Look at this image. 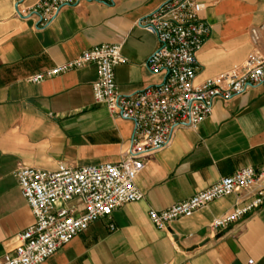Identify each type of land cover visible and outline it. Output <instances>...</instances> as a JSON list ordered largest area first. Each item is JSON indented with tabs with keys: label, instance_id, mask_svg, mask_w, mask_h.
<instances>
[{
	"label": "crops",
	"instance_id": "obj_1",
	"mask_svg": "<svg viewBox=\"0 0 264 264\" xmlns=\"http://www.w3.org/2000/svg\"><path fill=\"white\" fill-rule=\"evenodd\" d=\"M39 1L0 0V258L34 223L15 177L19 168L116 164L134 132L132 122L94 102V65L41 84L28 79L94 46L117 44L125 59L115 69L121 94L164 80L146 68L158 41L139 22L168 0L81 2L62 8L44 28L29 14ZM198 1L212 30L198 55L195 85L243 66L252 52L264 56V0ZM247 167H264V85L229 102L215 100L212 115L197 129L177 128L167 147L145 158L136 179L144 199L118 208L111 221L90 225L43 264H264V206L226 230L210 231L215 219L252 202L255 189L214 200L164 231L149 220L151 210L182 203Z\"/></svg>",
	"mask_w": 264,
	"mask_h": 264
},
{
	"label": "built area",
	"instance_id": "obj_2",
	"mask_svg": "<svg viewBox=\"0 0 264 264\" xmlns=\"http://www.w3.org/2000/svg\"><path fill=\"white\" fill-rule=\"evenodd\" d=\"M81 2L111 4L114 0H41L29 14L38 16V25L44 28L62 8ZM204 9L198 0H168L139 22L158 41V48L146 63L151 74H163L164 80L158 86L130 95L119 92L115 69L125 59L122 46L117 44L94 46L77 58L28 79L29 83L41 84L94 65V102L105 106L111 115L132 122L134 132L129 150L116 164L78 168L60 165L55 171L19 168L15 177L34 223L17 236V247L2 256L0 264H43L90 225L102 219L111 221L118 208L142 201L144 194L136 179L147 156L167 147L177 128H199L212 115L215 100L229 102L264 85V56L258 52H252L243 66L195 85L200 71L198 55L212 30L202 19ZM251 35L257 43L258 32L252 30ZM263 183L264 167L258 171L243 168L182 203L162 211L151 210L149 220L156 229L164 231L172 222L192 217L214 200L255 189V197L247 206L212 222L210 231L218 233L264 206ZM109 228L116 230L112 223Z\"/></svg>",
	"mask_w": 264,
	"mask_h": 264
}]
</instances>
